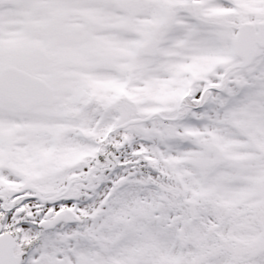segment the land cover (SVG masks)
I'll return each instance as SVG.
<instances>
[{
    "label": "snow or ice",
    "instance_id": "obj_1",
    "mask_svg": "<svg viewBox=\"0 0 264 264\" xmlns=\"http://www.w3.org/2000/svg\"><path fill=\"white\" fill-rule=\"evenodd\" d=\"M0 264H264V0H0Z\"/></svg>",
    "mask_w": 264,
    "mask_h": 264
}]
</instances>
